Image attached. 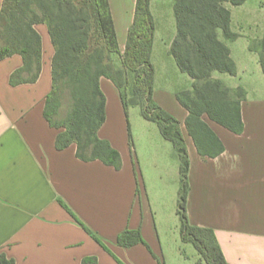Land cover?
<instances>
[{
	"label": "crops",
	"instance_id": "obj_1",
	"mask_svg": "<svg viewBox=\"0 0 264 264\" xmlns=\"http://www.w3.org/2000/svg\"><path fill=\"white\" fill-rule=\"evenodd\" d=\"M220 1L231 14V32L238 35L229 40L218 32L219 40L230 51L236 73L215 72L212 78L229 89L244 90L243 133L235 135L204 116L225 151L214 159H202L185 128L188 113L175 96L189 87L190 78L180 73L166 94L154 82L152 99L179 122L184 120L177 122L191 166L192 161L202 164L194 183L190 181L186 203L190 225L213 230L228 264H264V74L258 53L250 49L252 42L263 36L264 0H248L240 6ZM108 2L118 47L123 52L136 0ZM151 2L155 24L152 59L163 25L157 24ZM162 2L165 12L158 18L175 25V32L170 31L166 37L169 52L176 34L173 0ZM2 3L0 0V9ZM36 30L42 40V68L35 83L11 86L10 75L21 68L22 59L14 55L0 60V257L12 264H82L90 257L96 258L97 264H118L114 257L123 264H186L187 254L182 249L187 244L181 243L179 229L160 231L154 226L163 211L176 215L180 175L172 143L162 137L155 123L144 119L155 128L143 124L145 130L134 137L149 158L140 170L135 153L132 155L123 145L130 124L119 90L102 77L106 120L98 137L119 152L121 169L100 161L79 160L75 145L57 150L55 140L60 131L51 128L44 118L54 51L46 26L39 25ZM173 97L184 111L182 120L175 115ZM144 182L153 184L152 195ZM59 201L102 239L114 257L75 222ZM127 230H139L147 246H118V235ZM194 259L196 264L197 252Z\"/></svg>",
	"mask_w": 264,
	"mask_h": 264
},
{
	"label": "trees",
	"instance_id": "obj_2",
	"mask_svg": "<svg viewBox=\"0 0 264 264\" xmlns=\"http://www.w3.org/2000/svg\"><path fill=\"white\" fill-rule=\"evenodd\" d=\"M150 1L136 0L133 22L127 32L124 51L120 52L108 0H3L0 60L14 55L22 59L21 68L10 75L11 86L35 83L42 68V40L36 27L46 26L54 53L52 85L45 99L44 118L51 128L60 131L55 140L56 149L75 145L79 160L100 161L119 170L122 164L119 152L107 140L98 137L106 120V99L100 89V79L110 80L119 90L127 122L128 108L139 107L142 118L155 123L162 137L171 142L177 152L180 185L176 215L181 243L193 246L199 257L196 264H228L213 230L192 226L188 221L190 162L185 143L177 120L152 99L154 67L151 56L155 24ZM246 1L229 0L232 6ZM173 13L176 34L169 53L179 72L191 80L189 87L175 96L188 113L185 128L198 155L202 159H214L224 153L225 147L204 121V116L235 135L244 130L241 115L244 90L229 89L212 78L215 72L230 76L236 73L230 51L219 40L218 32L229 40L237 39L238 35L231 32V14L220 0H173ZM250 49L258 53L264 74V22L262 38L252 42ZM114 55L120 61V69L114 67ZM129 74H132V81ZM122 90L130 92L131 99H127V93ZM64 96L68 98L69 108L64 118L57 120ZM129 147L133 155L130 135ZM59 203L112 255L101 238L80 222L62 201ZM116 243L124 248L146 245L139 230L122 232ZM0 263L13 262L1 256ZM82 264H97V259L85 258Z\"/></svg>",
	"mask_w": 264,
	"mask_h": 264
},
{
	"label": "rangeland",
	"instance_id": "obj_3",
	"mask_svg": "<svg viewBox=\"0 0 264 264\" xmlns=\"http://www.w3.org/2000/svg\"><path fill=\"white\" fill-rule=\"evenodd\" d=\"M255 1L256 0H251L252 3ZM162 4H163L162 0H152L151 2V10L153 14L157 17V24H159V26L163 25L162 26L163 28L162 27L159 28V37L158 36L156 37L154 55H153V58L151 59V62L154 67L155 87L158 89H161L160 92H162L163 94H166L169 92V90L172 89L171 87H173V85L179 80L180 72L177 69L174 59L168 52L167 50L168 46L166 44V37L169 35L170 31L175 32V25L173 24L170 26L169 21H167L168 24H166V22L162 23L160 19L158 18L159 13L161 14L165 12V8L162 7ZM161 29H163V31H161ZM219 34L222 38V34L221 33ZM112 59H113L114 67L116 69H120L121 66H120V61L118 57L114 55L112 56ZM216 74H220V73L216 72ZM129 79L130 81H132L133 79L132 74H129ZM122 91L124 92V90ZM124 93H127V96H126L127 99H131L130 92L125 91ZM173 102H175L174 103L175 108L176 109L178 108V111H176L175 109V115L180 120L184 119L183 118L184 111L180 107H178V105H176L175 97H173ZM68 108H69V101H68L67 96H64V98L61 101V108H60L59 115L56 119L59 120L61 118H64L65 114L68 111ZM171 116L179 122V120L175 116L173 115ZM128 120H129L130 127H129V131H127V137L125 136L123 145H124V148L130 152V147H129V135H130L132 138L133 146H134L135 161L138 163V167L141 170V165L145 167L149 158H146V153L144 149L141 147L139 143L137 144L136 142L137 139L135 140L134 137H139L138 135H140L143 132V130H145L141 125L149 124L147 126H153L152 128H155V125H152L151 123H146V121H144V119L141 116L139 107H129L128 108ZM182 122L184 123V120H182L179 123L181 124ZM189 161H190V158H189ZM198 162L199 161L197 162L192 161V166H191V161H190L189 173H188V183H189L190 189H191L190 181L194 183L195 179L197 178V176L200 174L202 170V164L200 165ZM190 171H192L191 179L189 178ZM143 186L145 189L147 188L148 193L152 195L153 184L151 182H146V183L144 182ZM175 213H176V210H175ZM154 226L159 228L160 231L161 230H172L174 228L179 229V219L178 217H176L175 214L171 215V212L169 210L168 212L163 211L162 213L158 215L156 223L154 221ZM182 251L187 254L186 264H193L195 261L194 258L196 257V251L193 248V246L191 244L184 245ZM192 255H195V257L193 258Z\"/></svg>",
	"mask_w": 264,
	"mask_h": 264
}]
</instances>
